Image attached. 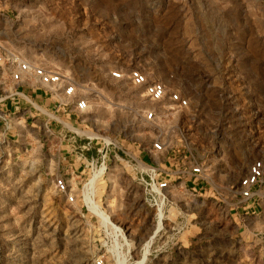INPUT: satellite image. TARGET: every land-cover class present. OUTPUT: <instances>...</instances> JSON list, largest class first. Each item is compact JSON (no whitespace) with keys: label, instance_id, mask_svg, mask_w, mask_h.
<instances>
[{"label":"rangeland","instance_id":"obj_1","mask_svg":"<svg viewBox=\"0 0 264 264\" xmlns=\"http://www.w3.org/2000/svg\"><path fill=\"white\" fill-rule=\"evenodd\" d=\"M0 50L66 73L88 106L71 113L21 87L31 104L0 70V264H139L134 251L139 261L146 248L141 264H255L215 249L237 239L229 213L248 201L240 182L264 165V0H0ZM134 69L187 107L148 99L128 79ZM100 135L134 160L111 161L90 188L81 187L89 172L74 171L68 202L54 179L65 163L80 165L71 138L80 146ZM193 166L200 177L181 172ZM147 168L168 171L160 226L138 183ZM256 189L264 194V173L249 199ZM93 205L122 228L121 252ZM159 251L168 258L148 260Z\"/></svg>","mask_w":264,"mask_h":264},{"label":"built area","instance_id":"obj_2","mask_svg":"<svg viewBox=\"0 0 264 264\" xmlns=\"http://www.w3.org/2000/svg\"><path fill=\"white\" fill-rule=\"evenodd\" d=\"M0 70H6L8 73V78L10 83H12V95H17L23 98L25 101L34 104L32 99L26 96L24 92H21V87L30 86L35 89H40L45 94H49V101L54 103V106H59L58 108H70L71 113H82L87 110V100L77 96V89L70 79L69 75L61 72L59 69L54 68V70L49 69L45 66H38L30 64L29 62L20 59L17 55L13 53H5L0 50ZM112 77L115 79H122L123 74L119 71H114ZM129 81L135 86H141L144 88L145 96L154 102H159L168 98L172 105L177 108H185L188 105L187 99L183 98L176 92L167 93L164 85L161 82L152 81L148 82L146 75L140 70L134 69L128 73ZM32 98H34L32 96ZM36 99V98H35ZM34 99V100H35ZM46 99V98H45ZM54 107V108H55ZM57 114L58 110H56ZM69 112L64 111L67 115ZM50 119L55 120L48 113ZM70 115V114H69ZM57 117V116H56ZM148 118L152 117V113L147 115ZM57 120V119H56ZM88 138V141L83 145H76V138L72 137L71 146L75 151V158L80 164L76 167V164H70L69 168L72 171H77L81 169V173L87 170L90 174V179H88L81 187L90 188L96 181L104 177L106 171L108 170L111 161H123L126 160L128 163L130 160H134L133 155L128 149L121 147L119 141L109 136H96L94 138ZM93 140H96L95 142ZM95 145V147L93 146ZM94 148L96 151V157H88L85 150ZM152 149L155 152H160L163 149V145L160 142H155L152 145ZM120 153L122 155H120ZM182 173L188 174L192 178H198L202 175V169L200 166H193L186 171H181ZM138 183L141 185L146 203L153 209L156 213H161V210L167 203L168 196L167 190L170 186V181L167 176L168 171L166 169H140ZM264 173V165L261 161L254 162L249 169L248 174L240 182L239 194L241 199L247 200L251 198L252 191L251 188L261 181ZM54 186L58 193L64 195L68 202H73L75 198V190L69 180L64 177H57L54 179ZM114 244L118 243L120 240V245L115 246L117 252L122 251V246L125 244V239L123 238L122 228L116 226L113 228ZM124 243V244H123ZM95 264H108L101 258L95 260Z\"/></svg>","mask_w":264,"mask_h":264},{"label":"crops","instance_id":"obj_3","mask_svg":"<svg viewBox=\"0 0 264 264\" xmlns=\"http://www.w3.org/2000/svg\"><path fill=\"white\" fill-rule=\"evenodd\" d=\"M40 95H42L41 92ZM47 102L48 100L44 102V104L46 105ZM87 154L89 155L90 153ZM67 164L68 163H65V165H63L62 171L64 172L60 173L59 175L66 179H68V176L74 173V171L69 168V164ZM110 183L111 181L107 178L105 181V185H108ZM256 192V195L252 197L253 199H248V201L240 205V208L235 212L229 213L231 226L229 236L232 238H234V236H237V239H231V242L223 250L215 249L216 252L222 251L226 255L231 252L243 253L246 258L249 257L252 261L255 262V264L261 263V259L259 260L258 256L262 255V251L264 249V194H260L258 189H256ZM102 194L103 197L109 196L104 192ZM103 200H106V197H104ZM233 241H235V243ZM149 256H152L148 259L151 262L153 260H162L164 258H168V254L165 251H159L158 253L155 252L154 255H151V253H149ZM242 257L243 256L241 255V258ZM136 258H139V256L137 255V251L135 250L133 260L134 263L141 264L140 262L145 258V256L139 260L140 262L136 260ZM214 260L219 259L215 257Z\"/></svg>","mask_w":264,"mask_h":264},{"label":"bare ground","instance_id":"obj_4","mask_svg":"<svg viewBox=\"0 0 264 264\" xmlns=\"http://www.w3.org/2000/svg\"><path fill=\"white\" fill-rule=\"evenodd\" d=\"M85 198H87V197H85ZM90 199V198H89ZM86 200H88V198L86 199ZM90 201H93V200H90ZM90 203V202H89ZM90 206H91V204H90ZM89 206V207H90ZM91 209V208H90ZM92 209H94L97 213H98V215L102 218V220L106 223V224H110L113 228H116V225H114L112 222H111V220H109V217L105 214L104 215V213H102V212H100V211H97L96 210V206H92ZM94 211V212H95ZM95 212V213H96ZM162 214L160 213V215H159V220H158V226H160V224L162 223ZM104 224V223H103ZM105 225V224H104ZM111 226H109V227H111ZM112 229V228H111ZM125 236V235H124ZM150 243V242H149ZM148 244V243H147ZM149 245V244H148ZM148 245H147V247H148ZM148 248H146V250H145V254H144V256L145 255H147V250ZM140 262V261H139Z\"/></svg>","mask_w":264,"mask_h":264}]
</instances>
